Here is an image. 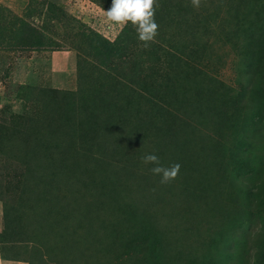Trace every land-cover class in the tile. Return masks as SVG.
I'll list each match as a JSON object with an SVG mask.
<instances>
[{
    "label": "trees",
    "instance_id": "1",
    "mask_svg": "<svg viewBox=\"0 0 264 264\" xmlns=\"http://www.w3.org/2000/svg\"><path fill=\"white\" fill-rule=\"evenodd\" d=\"M219 1L216 17L222 19L221 26L227 20L228 25L229 19H236L239 29L235 33L239 37L249 34L248 45L236 68L241 90H232L229 82L212 75L211 43L205 39L208 32L205 26L208 18L213 16L208 13L204 18L200 14V19L195 7L188 6L186 1L182 8L175 10L176 13V5L167 10L169 13L165 12L169 16L182 13L184 17L178 22L174 20L176 25L170 40L154 41L153 52L146 49L141 54V59L130 68L133 72L130 77L121 66H112L116 61L123 63L134 56L128 49L129 45L135 44L130 25L114 42L93 31L90 34L79 32L86 50L83 57H87L79 63L80 83L86 86L82 85L75 93L78 98L72 101L78 102L66 106L82 117L80 145L75 141L77 137H69L71 134L66 137L71 125L62 119L60 110L49 124L36 125L40 136L34 132H21L24 128L14 114L0 124L1 153L11 159L10 162L15 160L16 164L27 167L24 180L14 184L8 194L10 197L2 200L4 230L0 232V245L11 246L7 252L11 254H4L2 258L17 256L13 254L14 248L28 242L37 245L32 250L36 258L40 246L44 245L41 239L52 243L51 230L65 229V225L73 221L74 214L81 216L72 207L77 184H82L86 201L98 196L93 192L96 182V190L100 187L105 190L108 183L115 186L117 178L121 182L113 188V195L110 194L108 199H116V188L121 191V197L129 199L130 187L122 182L125 180L131 185V199L137 211L134 209L128 216L124 209L119 213L107 210L97 218L101 223L97 230L107 228L103 240L107 244L103 247L107 248V253L100 260L97 257L98 264H264V167L257 170L251 159L247 160V153L250 152L253 160L257 155L256 148H252L256 139L262 137L264 140L262 106H251L256 97L264 98V5L259 10L252 7L251 13H242L240 4L234 0ZM35 13L32 10L25 17L14 14L8 17L1 10L2 51L42 52L60 48L58 42L49 40L41 29L28 21ZM50 13L51 20L66 16L57 4H52ZM163 16L164 13L156 19L160 26L166 23L161 21ZM88 57L97 64L89 63L87 67ZM117 69L119 71L115 72ZM241 79L251 80L241 84ZM40 93L50 103V99H56L58 94L75 95L74 92L47 88ZM56 105L63 108L58 100ZM128 112L140 116L143 129L160 130L162 137L159 138L168 154L174 140L169 135L178 138L180 133L191 135L201 132V126H209L220 136L215 141L223 149L215 147L218 151L215 156L206 154L208 167L220 164L223 161L218 160L220 158L229 157L227 164L231 165L223 168L226 174L217 181L215 179L216 185L208 175L207 185L198 188L189 180L185 182L180 170L175 180L161 184V177L151 172L153 164H138L139 167L134 163L126 164L130 159L123 150L127 143L122 141L114 147L110 140L116 142L117 134L129 124L125 118L115 126ZM73 118L66 120L73 121ZM59 121L66 127L64 137H50L48 131L60 133L62 122L59 124ZM9 122L11 126H8ZM126 139L133 143L131 138ZM156 139L149 141L140 158L155 154L164 167L174 162L181 165L180 160L170 154L168 159L159 156L152 147ZM200 140L203 148L210 146L209 143L214 145L211 140ZM190 141L182 139L178 146H186ZM95 151L98 155H92ZM117 160L120 165H126L120 168ZM254 164L258 162L254 161ZM120 169L132 180L122 178ZM137 193L144 194L147 201L136 197ZM216 194L219 196L215 197ZM203 220H208L206 229L199 224ZM79 226L86 229L83 223ZM95 261L94 256L77 257L74 263L95 264Z\"/></svg>",
    "mask_w": 264,
    "mask_h": 264
},
{
    "label": "rangeland",
    "instance_id": "2",
    "mask_svg": "<svg viewBox=\"0 0 264 264\" xmlns=\"http://www.w3.org/2000/svg\"><path fill=\"white\" fill-rule=\"evenodd\" d=\"M186 1L189 2L188 6H193L191 0H158V6L155 11V21L160 14L164 13L161 21L163 20L166 23H161L160 26V24L156 22L159 25V34L155 38V42H162L163 39L166 41L170 40V37L174 34L173 29L176 25L174 20H177L178 22V20H181L184 17L182 13L180 16L174 15L176 13L175 10L182 8ZM234 1L237 4H240L242 13H251L252 7L259 10L264 5V0ZM219 2V0H201L199 8L195 7V9L199 18L201 15L206 18V14L208 15V13L213 16L210 19L208 18V22L205 26V28L208 27L205 39L210 40L211 43L209 50L211 51L210 56L212 57L210 60V68L213 71L211 72L212 75L218 76L221 80L229 82L232 90H241L236 68L241 60L239 59L241 57L240 55H242L248 45L249 34L245 33L239 37L238 33H235V31L237 32L239 29L236 25L238 24L236 19H229L230 21L228 25L227 20V22L221 26L222 19H218L216 17L218 14L217 4ZM52 4H57L60 8H62L66 16L61 18V20H51L50 9ZM175 5L176 8L174 9V16L171 15L172 13L170 16L167 15L165 12L170 11ZM110 7L111 0H0V13L2 10L4 15L8 17H10V14L25 17L29 11L35 10L36 13L34 16L28 18V21L34 24L37 28L41 29L49 40L56 41L60 44V48L57 50L54 48L51 51L42 52L13 50L2 51L3 49H0V124L3 123L4 120H10L9 117L11 114H14L19 121V125L24 128L21 132H26L28 134L34 132L36 133L35 135H37L40 131L37 129L36 125H38V127H42L45 126V124H49L53 115L56 116L59 114L58 110H60L62 119L68 123V126L71 125L70 131H66V133H68L66 134V137L71 134L69 137H77L75 141L79 145L82 143L80 138L82 132L79 126L82 117H80L78 112L73 109H69V107L66 106L69 103L78 102L72 101L75 100V98H78V95L75 93L80 90L82 85L86 86L85 83H80L81 68L79 63L87 57H83L84 54H86V50H84L85 45L80 41L81 37H79V32L90 34L93 31L102 35L109 41L114 42L117 38H119L123 29L127 25H130L134 30L133 34L135 36V44L129 45L128 49L132 54H134V56H131L129 60L124 61L123 63H118V61H116L112 65L124 68L129 77L131 76V73L133 74L130 69L131 66L141 59V54L144 53L146 49H148L149 53L153 52V42L150 43L149 47H144L143 43L138 40V34L131 25V22L128 24H115L114 22L108 20L106 11ZM158 8L161 10L163 9V11ZM197 27L199 28L198 25ZM241 28L242 27H240V29ZM201 29L204 31V28ZM242 31L244 32L243 28ZM73 34L78 35V37L75 35L73 36ZM88 58L89 61L87 63V67L89 63L90 65L97 64L92 57ZM145 58H147V56ZM117 71L119 70H115V72ZM250 80L251 79H241L240 83H248ZM262 83L264 85V80ZM43 88L74 92L73 94L75 95L68 97L64 95V93L60 95L58 94L54 100L49 98L51 101L50 103L48 102L47 97L43 98V96L41 97L40 95V91ZM42 98L43 102L40 101ZM57 100L58 103L63 104L61 106L63 107L62 109L56 105ZM255 105H261L264 114V98L256 97V99L251 103L252 107ZM74 112H76V115ZM129 113L130 112L125 113L126 117L120 118L118 122L115 123V126L119 125L125 118H127L129 124L125 125V130L123 129V131L121 130L122 133L117 134L116 142L110 140V143H113L112 145H114V147H116L117 143H121L122 141L127 143V146L125 144L123 148L127 156L130 158L129 161H126V164L131 165L134 163L138 167V164L146 165L142 162L140 154L144 150V147L149 144V141L157 138L155 143L152 144L153 149L156 148L160 157L168 159L170 154L173 158L180 160V173H183V179L185 182L189 180L190 184H195L198 188H202L207 185L206 179L208 175L211 176V181H215V179L217 181L226 174V170H223V168L231 165L227 164L229 162V157L218 159L224 161H221L220 164H218L219 166L215 165L214 167H208L209 160L207 159L206 154L215 156L218 154L215 147H217V149H223L215 141V139L220 138V136L215 134L209 126L207 127L203 125L201 126V132H192L191 135H188L187 133H180L178 138L173 134L169 135L172 139L174 138V140L173 145L171 144L168 149V154L167 149H165L161 144L162 140L159 138L162 137L160 135V130L143 129L140 116L134 113L129 115ZM68 117H74L72 119L73 121H67L66 119ZM59 118H61V116ZM61 122L59 121V124ZM107 123H110L109 120ZM9 125L11 126V123L8 124V126ZM65 128L64 122H62L59 131L60 133L55 134L54 130L48 131L51 134L50 137L54 136L55 138L61 139L64 137L63 131ZM145 128L147 127L145 126ZM126 137L131 138L133 143L130 141L128 142L129 139H126ZM200 138L211 140L214 145L209 143L210 146L203 148ZM182 139H190L191 141L187 143L186 146H181V144L178 146V143H180ZM255 142L256 144L252 148H256L255 152L257 155L254 156L253 160V157L250 156L249 152L247 153V160L249 161V159H251L254 167L259 170L261 167H264V140L261 137L259 140L256 139ZM83 151L86 150L83 149ZM94 154L98 155V151H95V153L92 152V155ZM112 159L113 158H107L106 160ZM9 160L11 159L4 157L0 151V232L4 230V211L2 200L10 197L8 194L14 184L24 180V175H26L25 169H27V167H24L20 163L16 164L15 160L14 162H10ZM254 161L256 163L258 162V164H254ZM113 162L116 164V161ZM126 164L120 165L117 160V165L120 168ZM247 168L250 169L249 167ZM208 170L210 172H208ZM220 171L222 172L220 173ZM125 172L126 171L121 170V175ZM128 176L129 175H123L121 177L131 181L132 179ZM115 179L116 186L121 181H117V178ZM122 182L129 185L131 189L129 182L125 180ZM90 184L92 185V183ZM95 185L96 186L93 192L98 196H92V198L87 199L86 201H84V197L86 195L84 194L85 190L82 189V184L79 183L76 185L74 195H72V207L74 212L76 211V213L81 216L74 214L73 221H70L69 225H65V229L61 227L57 228L55 231L51 230L49 238H51L54 242L52 241L51 243L41 239V244H44L42 246H45V248L42 246H40V248L38 247L40 250H38L36 258H34L35 254H33L32 251L33 248L37 246L35 243L28 242V244H19L17 245V248L13 247L15 250L13 254L17 255L13 256V258L24 259L28 262V264H75L74 260H76L77 257H84L86 259L88 256H94L96 259V263H94L98 264L97 257L100 260L101 257H104V255H106L105 253H107V248H103L104 246H107V244H104L103 241L105 239L104 236L105 232H107V228L104 230L100 229L98 231L97 229L101 223H98L99 220L97 218H100V215H103L107 210H115V212L119 213L121 209H124L129 216L130 214H133V210L137 207H135L132 202L130 189L128 190L130 194L129 199L121 197V191L116 188V199L109 200L108 197L110 194L113 195L111 192L115 186H110L108 183L105 190L102 187H100L99 190H96L98 182H96ZM14 191H16V188H14ZM198 195L201 196L203 194ZM135 196L140 197L143 202L147 201L144 194L137 193ZM218 196L219 195L216 194L215 197ZM68 199L70 201L71 197ZM135 211H137V209ZM199 218L203 219L201 217ZM93 219L96 220V222L91 221ZM80 223L85 224L86 229L80 228ZM199 224L203 229L208 228V220H203L202 222L199 221ZM10 247V244L5 246V248L4 245H0V255H10L11 253L7 254V252L10 251ZM79 252L81 253V256L76 255L79 254Z\"/></svg>",
    "mask_w": 264,
    "mask_h": 264
},
{
    "label": "clouds",
    "instance_id": "3",
    "mask_svg": "<svg viewBox=\"0 0 264 264\" xmlns=\"http://www.w3.org/2000/svg\"><path fill=\"white\" fill-rule=\"evenodd\" d=\"M201 0H191L194 7L199 8ZM158 0H111V7L106 14L109 21L115 24H128L134 27L138 40L144 47H149L158 36L159 25L155 21V11ZM144 164H153L151 172L161 177L160 183L167 184L175 180L179 174L178 163L164 167L155 154H146L142 157Z\"/></svg>",
    "mask_w": 264,
    "mask_h": 264
},
{
    "label": "crops",
    "instance_id": "4",
    "mask_svg": "<svg viewBox=\"0 0 264 264\" xmlns=\"http://www.w3.org/2000/svg\"><path fill=\"white\" fill-rule=\"evenodd\" d=\"M5 258V257H3ZM2 256L0 255V264H28V262L24 259H14L11 257H7L3 259Z\"/></svg>",
    "mask_w": 264,
    "mask_h": 264
}]
</instances>
